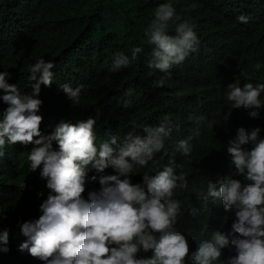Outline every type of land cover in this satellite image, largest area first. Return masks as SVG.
Wrapping results in <instances>:
<instances>
[{"label": "clouds", "instance_id": "obj_1", "mask_svg": "<svg viewBox=\"0 0 264 264\" xmlns=\"http://www.w3.org/2000/svg\"><path fill=\"white\" fill-rule=\"evenodd\" d=\"M237 19L264 39V13ZM194 29L171 3L159 5L146 33L154 45L148 67L170 74L173 66L197 52L200 42ZM141 51L133 49L131 57L117 54L112 71L128 67ZM53 60L25 66L28 74L21 75V90L8 83L9 72H0V100L8 105L0 119V157L6 145H29L30 168L40 172L33 178L21 172L0 177V264H264V139L259 127L250 133L240 127L235 136L221 123L234 111L259 118L264 109V83L253 64H240V59L223 63L235 76L246 73L250 80L221 79L222 85L212 87L210 99L221 98L228 109L221 119L189 120L179 140H166L173 129L161 123L145 127L144 137L129 133L122 143L124 134H117L109 118L100 129L98 119L90 116H55L49 112V100L40 111L43 102L37 97L43 85L50 87L54 80ZM163 83V78L158 81ZM60 87L69 105L79 104L83 85ZM222 138L225 167L220 174L234 166L245 182L217 180L220 174L206 179V167ZM249 143L251 150L243 147ZM156 153H161L156 169L139 175ZM191 178L199 187L182 205L175 190L187 188ZM91 180L100 185L89 187L86 182ZM201 197L216 201L220 211L200 205ZM184 206L208 219L177 227ZM188 227L199 229L195 237L188 235Z\"/></svg>", "mask_w": 264, "mask_h": 264}, {"label": "trees", "instance_id": "obj_2", "mask_svg": "<svg viewBox=\"0 0 264 264\" xmlns=\"http://www.w3.org/2000/svg\"><path fill=\"white\" fill-rule=\"evenodd\" d=\"M163 3H171L177 14L195 25L200 42L198 51L173 66L170 74L148 67L154 45L148 43L146 33L156 9ZM262 13L264 0H0V72H9L8 83L14 82L21 90L25 88V77L21 75L28 74L25 66L54 58V80L50 87L43 85L37 97L43 102L40 111L46 110L49 100V112L57 117L90 116L98 119L100 129L105 128L109 118L117 134H124L118 137L122 143L129 133L144 137L145 127L161 123H168L173 129L171 138L166 140H179L189 120L206 116L217 121L227 114L221 98L210 99L212 87L223 84L220 79L250 80L246 73L235 76L223 65L228 63L226 60L240 59V64H253L259 82L264 83V39L248 23L237 19L241 14L252 19ZM174 29L170 25L169 33L174 34ZM137 47L142 51L136 60L128 67L112 71L117 54L131 57ZM162 78L164 83L160 86L158 81ZM65 83L73 88L83 85L78 105L66 102L71 100L60 87ZM7 106L0 100V119ZM259 112V118H252L234 111L227 122L221 123L226 126V133L235 136L240 127L250 133L259 125V137L264 139V109ZM223 147L224 138L215 145L213 161L206 167V179H213L224 169ZM243 147L251 150L253 145ZM29 148L32 147L20 143L6 145L0 157V177L8 178L16 172L37 177L38 169L30 168ZM53 148L58 149L55 141ZM160 154L156 153L142 168L145 173L156 169ZM184 174L188 177L190 172L184 170ZM227 178L245 182L243 176L236 175L234 166L217 180ZM198 187L196 179L191 178L187 188L176 191L177 200L187 205ZM199 204L211 206L216 213L220 211L214 200L201 197ZM192 210L182 208L177 227L185 228L190 220L208 219Z\"/></svg>", "mask_w": 264, "mask_h": 264}, {"label": "bare ground", "instance_id": "obj_3", "mask_svg": "<svg viewBox=\"0 0 264 264\" xmlns=\"http://www.w3.org/2000/svg\"><path fill=\"white\" fill-rule=\"evenodd\" d=\"M28 4V3H27ZM26 4V5H27ZM3 70V69H2ZM221 80V79H220ZM119 101V100H118ZM253 124V123H252ZM258 124V123H257ZM261 125V124H260ZM263 125V124H262ZM259 126V125H258ZM257 126V127H258ZM30 150H31V148H29ZM29 150V151H30ZM166 152L167 153H169V154H173V155H176V151H172V150H169V149H166ZM22 155V154H21ZM178 158V157H177ZM175 159V162H178V161H180V160H185V159H188V158H190V157H188V158H184V159ZM165 165H168V160H166V162H165ZM164 167V166H163ZM190 168V166H187V167H185V170H188ZM139 175H143L145 172L144 171H139V172H137ZM98 175H99V173H98ZM11 179H14V178H11ZM86 184L89 186V187H93V186H98V185H100L99 184V182L97 181V180H95V181H93V180H91V181H89V182H86ZM85 184V185H86ZM179 189V188H178ZM178 189H176L175 190V192L178 190ZM92 191H94V190H92ZM95 191H99V190H95ZM90 191H88V190H85V192L83 193L84 195H88V193H89ZM199 231V229H194V228H188V235L190 236V235H192V237H195V235L193 236V233H195V232H198Z\"/></svg>", "mask_w": 264, "mask_h": 264}]
</instances>
